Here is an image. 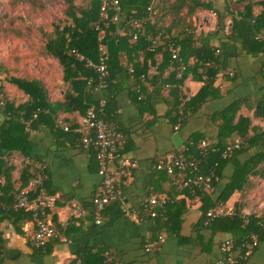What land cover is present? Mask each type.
<instances>
[{"label": "crops", "instance_id": "0c3cea01", "mask_svg": "<svg viewBox=\"0 0 264 264\" xmlns=\"http://www.w3.org/2000/svg\"><path fill=\"white\" fill-rule=\"evenodd\" d=\"M204 1H212L219 10L223 8L222 0ZM261 10L259 4L253 7L254 14ZM192 21L196 35L212 33L217 28V15L213 11L198 10ZM227 21H230L229 16L224 19V22ZM216 44L219 46L215 54L217 63L209 65L219 69L213 87L204 100L202 97L195 102L196 108L187 113L184 125L178 129H174L168 116L166 100L170 102L171 97L166 89L142 105H136L129 96L132 82L117 92L116 123L122 140L119 158L134 161L137 166L123 181L122 202L108 206L100 223L95 222L90 212L80 218L70 217L68 204L73 201L88 209L92 207V197L101 188L94 150L81 148L62 129L51 128L49 122H42L31 131L25 125L29 135L30 158L11 150L6 151L2 159L13 168L11 175L16 184L20 183L21 172L24 176L31 173L32 167L26 160L47 164L46 190L56 197L50 218L61 236L52 239L45 250H37L28 242L33 231L30 219L15 221L12 217H0V264H70L72 261L79 263L87 257L89 264H98L100 260V264H218L222 256L220 244L233 238V233L213 225L212 220L206 223L202 219L204 207L208 211L217 202L226 207H236L237 203L242 205L241 210L245 213L260 212L264 208V181L255 180V186L244 195L240 190L233 191L223 202L221 193L235 171L233 164L227 163L221 170L213 193L208 192L204 200L196 190H184L181 175H168L154 168L164 155L187 151L193 135L215 142L220 131V114L235 102L244 100L239 105L234 122L244 117L251 121L250 126L264 128V114L254 116L256 102L264 97V74L261 72L264 55L246 54L238 45L224 40L217 39ZM133 56H138L139 60L143 58L140 52ZM120 61L127 63L126 52L120 53ZM52 67V64H46L38 68V78L44 81L48 91L45 112L55 122L71 123L77 128V120L82 114L73 104L66 102L64 93L69 88L68 84L56 76L58 69ZM231 75L233 79L230 80ZM183 76L180 91L188 93L192 99L204 81L198 78L197 73L185 76L184 72ZM148 88L151 86L148 85ZM212 92L218 96L214 97ZM103 96L100 93L98 98ZM11 97L14 99L15 96L11 94ZM15 99L14 105H18L26 97ZM230 140L239 141L235 132L231 133L227 143ZM242 159L238 157L241 163ZM153 195L168 196L175 201L174 204H178V208L169 211L168 207L164 210L163 219L157 221H139L123 211L140 207ZM243 264H264V243H260Z\"/></svg>", "mask_w": 264, "mask_h": 264}, {"label": "trees", "instance_id": "16d2710c", "mask_svg": "<svg viewBox=\"0 0 264 264\" xmlns=\"http://www.w3.org/2000/svg\"><path fill=\"white\" fill-rule=\"evenodd\" d=\"M68 1L70 2L69 5L72 6L73 0ZM81 1H85V5L72 6L73 10L71 9L72 11L69 13L72 24L65 27L64 32H58L54 39L47 41L46 49L57 60L55 61L60 70L59 78L64 84H68L69 88L64 93L66 102L73 104V107L83 115L89 107L98 106L100 100L98 95L103 93L104 98H102L105 100V104L102 117L109 122H114L118 132L116 94L120 88L129 85V82H132L129 85V88L131 86L129 96L136 105L146 103L163 89H166L171 97L170 102L166 100L169 107L168 116L173 127L179 124V128L184 125L187 113L196 108L195 102L202 97L204 100V97L213 87L219 69L209 65L217 63V55H215L219 50L218 43L216 44L217 39L238 45L240 50L246 54L264 55V0H222V10L215 8L212 1L206 2L204 0H122L121 6L125 19H144L143 31L145 34L133 41L128 37L117 35L116 23L110 24L106 28V45L109 55L108 73L104 77L105 87H100L97 73L86 67L85 61L79 59L76 53L92 61L97 59V32L93 26L99 19L101 0ZM19 2H28V0H16L15 4ZM256 4L262 7L258 14L253 13V7ZM74 8L78 9L79 14ZM202 9L215 12L217 28L212 33L196 35L192 16ZM151 11H155V13L153 14ZM227 16L230 18L229 33H225L224 28V19ZM170 45L179 51L185 65V76L190 73H197L198 78L204 81L197 95L192 99L190 98L182 108V117L179 115V98L181 95L179 85H182L184 76L182 79L175 77L176 63L169 56L168 48ZM121 52L128 54L127 63H121ZM136 52L142 54L141 60L138 59V56L137 58L133 56ZM158 56L161 58L158 59ZM0 71H6L1 63ZM261 72L264 74V64ZM229 79H233V75ZM6 84H9L10 87H7ZM148 85L151 88H148ZM10 88L14 89L17 94L10 93ZM213 92L212 95L217 97L218 94ZM11 94L15 96L14 99H12ZM22 96H25L26 100L14 105L15 98L22 99ZM47 96L46 84L38 77L10 76L0 81V202L7 206L11 203L12 194L23 188L32 174L27 173L24 176L21 172L20 183L16 184L11 175L13 168L7 165L8 161L3 160L2 156L6 151L15 150L30 158V142L28 132L25 131L26 124H28L30 131L37 129L42 122H49L51 128L56 127L55 121L44 109L47 107ZM201 102L197 104V107ZM242 102L244 100L235 102L220 114L221 123L217 140L211 142L205 152L200 147L203 139H199V135L191 136L187 151H184L187 156L197 158L203 175L211 177L212 185L209 193H213L214 186L218 178L221 177L222 168L227 163L233 164L235 171L220 196L223 202L230 197L233 191L240 190L244 195L246 191L255 186V180L264 181V128L250 126L251 121L244 117H239L234 122L235 114ZM261 114H264V97L256 102L254 111V116ZM65 124L69 126V131H64L65 134L69 136L68 138L79 143L80 134L73 132L75 125ZM234 132L240 146L238 149H234L229 157L222 158L221 154L226 147L235 143L234 139L227 143V139ZM239 156L243 157V163L238 160ZM184 190L190 191V188L184 187ZM196 191L204 200L209 195L202 187L196 188ZM174 203L175 201L159 210L153 220H162L164 210L166 211L168 207L169 211H176L178 204ZM218 203L221 202L212 204V208ZM239 206L236 203L237 213L234 216L217 217L212 220L213 225L231 231L237 245L249 231L257 233L259 244L264 243V213L259 217L250 214L249 224L242 227L240 216L242 205ZM206 211L207 207L205 206L204 218H202L204 221H206ZM5 216L12 217L15 221L30 219L29 213L26 211L9 209L5 212L0 207V217ZM156 225L158 227V222ZM78 264H89V257L83 258Z\"/></svg>", "mask_w": 264, "mask_h": 264}, {"label": "built area", "instance_id": "2783aa9c", "mask_svg": "<svg viewBox=\"0 0 264 264\" xmlns=\"http://www.w3.org/2000/svg\"><path fill=\"white\" fill-rule=\"evenodd\" d=\"M122 0H101L99 19L93 26L97 32V49L98 55L96 61H92L81 54L76 56L85 61V66L93 69L97 73L98 85L105 87L104 77L107 75L108 49L106 45V28L116 23V33L118 36L128 37L135 41L139 36L144 35L143 25L144 19L126 20L123 15L121 6ZM149 10H151L149 8ZM155 13V11H151ZM123 22V23H122ZM230 21L225 22V33L230 31ZM151 39V37H149ZM154 45V44H153ZM153 48V47H152ZM171 60L176 63L177 79H182L185 72V65L177 48L170 45L168 48ZM90 80L88 81V83ZM190 99L188 93L181 91L179 115L182 117V108ZM105 100L101 98L98 106H91L86 113L81 115L77 120V128L73 132L80 134L79 145L83 149H92L95 152L97 161L98 174L100 175V190L92 197V207L86 208L84 205L76 202H68L69 215L72 218H80L89 214L94 216L95 222L100 223L103 211L111 204L122 202L123 189L122 184L125 178L131 175L132 170L137 164L128 159L119 158L121 146V136L114 122L105 120L103 115V106ZM28 126V124H26ZM55 126L63 131H69V126L60 121L55 122ZM179 124L174 126L178 129ZM1 141V140H0ZM211 142L206 139L201 140L200 147L205 152ZM240 142L236 141L233 145L227 146L222 152V158L231 155L234 149H238ZM32 167V177L27 181L26 185L16 190L12 194L10 205L0 202L2 210L7 212L12 210H23L29 213L30 221L33 224V231L28 237L30 246L37 250H45L47 244L52 240L61 236L56 224L50 218V212L56 201V197L46 190V181L48 179V166L43 161H28ZM158 171H162L168 175H181V186L190 188L195 191L196 188L202 187L210 192L212 179L208 175H203L199 168V161L194 156H187L184 151H176L164 155L154 166ZM174 200L165 195H153L148 197L136 209H124L126 214L134 215L139 221L154 219L159 210L173 203ZM237 213L236 207H226L222 203H218L215 207L205 213L206 223L220 216H234ZM264 213V208L260 212L245 213L240 211L242 218V227L249 224V215L254 214L259 217ZM258 235L254 231H249L241 238L237 245L233 238L225 239L220 244L221 258L218 264H243L247 258L258 247ZM70 264H78L72 261Z\"/></svg>", "mask_w": 264, "mask_h": 264}, {"label": "rangeland", "instance_id": "374dc122", "mask_svg": "<svg viewBox=\"0 0 264 264\" xmlns=\"http://www.w3.org/2000/svg\"><path fill=\"white\" fill-rule=\"evenodd\" d=\"M15 2L0 0V63L6 70L0 71V81L10 76L38 77V68L46 64L57 70V60L48 53L46 43L72 24V6L85 5L81 0H73L72 6L68 0ZM9 92L17 94L14 89Z\"/></svg>", "mask_w": 264, "mask_h": 264}]
</instances>
